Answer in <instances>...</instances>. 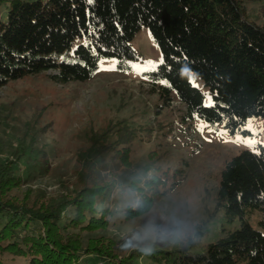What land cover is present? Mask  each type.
<instances>
[{"label":"trees","instance_id":"16d2710c","mask_svg":"<svg viewBox=\"0 0 264 264\" xmlns=\"http://www.w3.org/2000/svg\"><path fill=\"white\" fill-rule=\"evenodd\" d=\"M142 28L162 54V64L142 74L144 84L164 105L184 107L179 120L183 134L201 122L210 133L221 129L231 137H253L248 123L264 120V26L248 21L242 0H0V89L42 74L61 86L86 83L98 75L102 61H116L119 73L131 74L140 61L131 43ZM78 39L85 43L73 50ZM190 73L209 89L210 106L189 82ZM108 132L93 136L81 155L79 189L70 197L41 206L11 201L10 193L45 167L31 150L24 151L25 176L14 164L0 166V264H98L87 260L94 253L105 264H138L141 258L151 264H264L263 146L242 151L221 173L210 219L222 211L228 224L240 221L239 229L208 245L203 254L192 253L196 244L191 237L182 239L177 227L169 249L145 254L140 248L120 255L114 240L105 243L100 233L115 217L144 216L183 181L167 190L161 176L143 181L133 171L114 176L104 157L112 151ZM126 136L120 144L129 142ZM131 192L138 199L123 204ZM254 211L262 216L259 230L247 218ZM206 232L202 222L194 236Z\"/></svg>","mask_w":264,"mask_h":264},{"label":"rangeland","instance_id":"374dc122","mask_svg":"<svg viewBox=\"0 0 264 264\" xmlns=\"http://www.w3.org/2000/svg\"><path fill=\"white\" fill-rule=\"evenodd\" d=\"M242 1L248 21L264 26V0ZM84 43L78 39L73 50ZM131 46L140 61L128 75L117 71L116 61H102L98 75L86 83L61 86L42 74L0 89V166L14 164L25 176L28 153L24 151L31 150L45 167L20 190L11 192L10 200L41 206L72 196L79 189L81 155L91 147L93 136L109 131L106 140L112 151L104 157L114 176H126L130 171L142 181L161 176L167 180V190L178 180L183 183L169 197L157 199L144 216L129 221L123 216L113 218L111 227L100 233L106 237L104 242L114 240L113 249L120 255L140 248L169 249V239L181 227L180 237H191L196 244L192 253L203 254L208 245L241 226L239 220L228 224L222 211L213 219L210 216L215 214L226 163L244 150L264 147V120L248 123L246 130L252 138L231 137L221 129L210 133L201 122L194 124L193 132L183 134L179 120L184 107L177 102L164 105L160 95L149 94V86L144 84L142 74L162 64L161 51L148 29L142 28ZM189 82L205 95L210 106L211 96L204 83L193 73ZM124 134L129 142L120 144ZM118 150H126L127 155ZM137 199L131 192L123 204ZM247 218L252 228L260 229L259 212H251ZM202 222L207 223V232L199 238L194 232ZM89 258L105 264L95 253ZM140 260L138 264H151Z\"/></svg>","mask_w":264,"mask_h":264},{"label":"clouds","instance_id":"9594fccd","mask_svg":"<svg viewBox=\"0 0 264 264\" xmlns=\"http://www.w3.org/2000/svg\"><path fill=\"white\" fill-rule=\"evenodd\" d=\"M143 251H145V254H151V250L150 249H143Z\"/></svg>","mask_w":264,"mask_h":264},{"label":"snow or ice","instance_id":"6c2138e0","mask_svg":"<svg viewBox=\"0 0 264 264\" xmlns=\"http://www.w3.org/2000/svg\"><path fill=\"white\" fill-rule=\"evenodd\" d=\"M92 2V0H89V3H91Z\"/></svg>","mask_w":264,"mask_h":264}]
</instances>
